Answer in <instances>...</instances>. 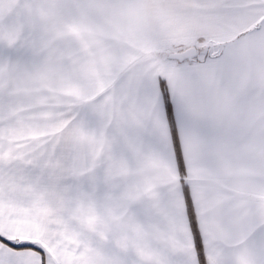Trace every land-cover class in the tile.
I'll return each mask as SVG.
<instances>
[{
	"label": "snow or ice",
	"instance_id": "6c2138e0",
	"mask_svg": "<svg viewBox=\"0 0 264 264\" xmlns=\"http://www.w3.org/2000/svg\"><path fill=\"white\" fill-rule=\"evenodd\" d=\"M0 264H264V0H0Z\"/></svg>",
	"mask_w": 264,
	"mask_h": 264
}]
</instances>
